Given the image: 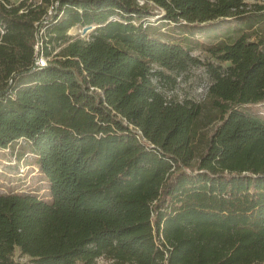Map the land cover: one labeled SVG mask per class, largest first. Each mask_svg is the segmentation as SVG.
Returning <instances> with one entry per match:
<instances>
[{"label":"trees","instance_id":"1","mask_svg":"<svg viewBox=\"0 0 264 264\" xmlns=\"http://www.w3.org/2000/svg\"><path fill=\"white\" fill-rule=\"evenodd\" d=\"M147 2L0 0V149L28 142L50 192L0 194V264H264V27L222 40L264 13ZM200 47L220 121L197 155L203 106L159 88Z\"/></svg>","mask_w":264,"mask_h":264},{"label":"rangeland","instance_id":"2","mask_svg":"<svg viewBox=\"0 0 264 264\" xmlns=\"http://www.w3.org/2000/svg\"><path fill=\"white\" fill-rule=\"evenodd\" d=\"M141 5L147 4V0H138ZM15 6L23 2L28 5L39 4L40 0H10ZM243 11L248 17H254L256 14L264 13L260 10L264 7V0H241ZM150 6L155 5L150 2ZM161 16H156L151 19L155 22ZM256 19V18H255ZM239 24V25H237ZM173 25L165 27V33H172ZM264 25L256 26L252 31L238 30L242 26L237 20H233L226 26L228 33L222 40L232 42L238 38L242 33L251 36V40H255L254 32L263 28ZM91 30L86 32L84 29L77 27L70 30L69 35L72 37L81 34L83 37L88 38ZM42 36V35H41ZM205 44H213L216 41L200 38ZM41 46L39 45V49ZM194 57L199 59L201 64L190 66L186 71L181 74H171L176 77V82L173 80L170 83H164V86L159 88V91L169 100L174 102L183 103L185 101H192L203 106V113L196 122V136L195 145L197 155L204 151L205 141L207 136L215 129L220 121L219 113L212 107L209 97V88L211 86V79L207 73L206 66L209 62H215V59L206 52L202 47L194 50L192 53ZM168 73V72H167ZM170 74V73H168ZM251 114H255L264 118V107H251L248 109ZM29 143L25 140L14 143L7 149H0V194H33L40 199L49 200L50 192L49 185L46 178L41 175L39 168L36 164V158L31 155ZM17 264H30L27 258L20 257L18 254L15 256ZM97 264H110L105 259L98 260Z\"/></svg>","mask_w":264,"mask_h":264},{"label":"built area","instance_id":"3","mask_svg":"<svg viewBox=\"0 0 264 264\" xmlns=\"http://www.w3.org/2000/svg\"><path fill=\"white\" fill-rule=\"evenodd\" d=\"M51 13H52V9L49 10V14H51ZM2 33H3V31H2ZM40 34L42 35V32H40ZM41 35H40V36H41ZM39 45L42 46V42H41V40H39V41L37 42L36 46H35V49H36L37 52L40 50V49H39ZM46 62H47V61H46V59L44 58V56L40 54V56H39L38 59H37V64H39L40 66H45V65H46Z\"/></svg>","mask_w":264,"mask_h":264},{"label":"water","instance_id":"4","mask_svg":"<svg viewBox=\"0 0 264 264\" xmlns=\"http://www.w3.org/2000/svg\"><path fill=\"white\" fill-rule=\"evenodd\" d=\"M91 29H92V28H90V30H91ZM86 30H87V28L84 29L85 33L87 32ZM90 30H89V31H90Z\"/></svg>","mask_w":264,"mask_h":264}]
</instances>
